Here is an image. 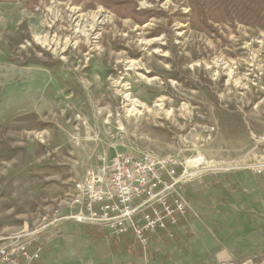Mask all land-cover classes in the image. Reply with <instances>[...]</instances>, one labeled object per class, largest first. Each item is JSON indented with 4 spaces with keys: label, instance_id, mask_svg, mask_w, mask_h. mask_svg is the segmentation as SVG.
<instances>
[{
    "label": "rangeland",
    "instance_id": "obj_1",
    "mask_svg": "<svg viewBox=\"0 0 264 264\" xmlns=\"http://www.w3.org/2000/svg\"><path fill=\"white\" fill-rule=\"evenodd\" d=\"M132 1L146 22L0 0V236L32 238L50 264L94 249V229L58 219L117 151L174 163L184 190L250 171L264 192V27L198 30L188 0Z\"/></svg>",
    "mask_w": 264,
    "mask_h": 264
},
{
    "label": "crops",
    "instance_id": "obj_2",
    "mask_svg": "<svg viewBox=\"0 0 264 264\" xmlns=\"http://www.w3.org/2000/svg\"><path fill=\"white\" fill-rule=\"evenodd\" d=\"M257 175L250 171L206 175L189 184L190 198L183 183L180 190L194 199L193 209L180 218L174 236L161 231L159 241L153 235L147 253L131 235L118 237L94 225L69 221L84 236V227L94 229L98 239L87 252L76 251L75 244L63 263L220 264L226 260L264 264V192ZM66 223L59 226L64 229ZM88 246L81 248L90 249ZM41 263L50 264L44 257L35 264Z\"/></svg>",
    "mask_w": 264,
    "mask_h": 264
},
{
    "label": "built area",
    "instance_id": "obj_3",
    "mask_svg": "<svg viewBox=\"0 0 264 264\" xmlns=\"http://www.w3.org/2000/svg\"><path fill=\"white\" fill-rule=\"evenodd\" d=\"M184 176L174 163L117 151L107 183L100 185L94 179L79 183L82 194L74 209L58 220L94 225L118 237L131 235L147 253L153 235L159 241L161 231L174 236L180 218L188 215L190 202L180 190ZM42 251L35 240L23 239L21 234L0 236V264H35Z\"/></svg>",
    "mask_w": 264,
    "mask_h": 264
},
{
    "label": "trees",
    "instance_id": "obj_4",
    "mask_svg": "<svg viewBox=\"0 0 264 264\" xmlns=\"http://www.w3.org/2000/svg\"><path fill=\"white\" fill-rule=\"evenodd\" d=\"M25 1L29 8H36L41 0ZM81 2L82 0H74ZM92 7L102 5L121 17L133 16L139 23L148 19L146 12L138 11L132 0H92ZM193 23L198 30L214 28L218 24H253L264 27V0H188ZM181 15H184L181 13Z\"/></svg>",
    "mask_w": 264,
    "mask_h": 264
},
{
    "label": "water",
    "instance_id": "obj_5",
    "mask_svg": "<svg viewBox=\"0 0 264 264\" xmlns=\"http://www.w3.org/2000/svg\"><path fill=\"white\" fill-rule=\"evenodd\" d=\"M231 264H240V263H231Z\"/></svg>",
    "mask_w": 264,
    "mask_h": 264
}]
</instances>
